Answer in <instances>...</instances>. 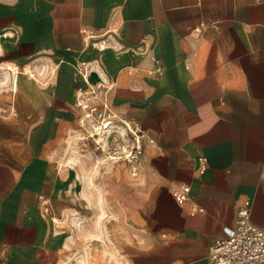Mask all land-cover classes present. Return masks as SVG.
<instances>
[{"label":"crops","instance_id":"obj_1","mask_svg":"<svg viewBox=\"0 0 264 264\" xmlns=\"http://www.w3.org/2000/svg\"><path fill=\"white\" fill-rule=\"evenodd\" d=\"M82 30L102 36L84 44ZM0 62L45 75L42 86L9 79L0 264H53L47 216L65 206L61 156L80 126L78 86L109 87L116 132L123 121L141 135L140 156L123 163L135 171L131 264H209L243 209L264 229V0H0ZM126 136L114 140L127 149Z\"/></svg>","mask_w":264,"mask_h":264},{"label":"rangeland","instance_id":"obj_2","mask_svg":"<svg viewBox=\"0 0 264 264\" xmlns=\"http://www.w3.org/2000/svg\"><path fill=\"white\" fill-rule=\"evenodd\" d=\"M7 65L0 67V120L3 121L15 117V112L10 111L13 105L9 79L17 75L7 70ZM35 67L26 65L16 70H22L26 75L21 76L42 86L45 84L44 72L41 74L39 67ZM31 73L34 75L29 78ZM91 132L90 126L80 125L64 144L61 157L67 175L65 206L61 212L47 216L53 229V264H131L125 252L129 244H134L131 240L136 234L135 171L130 172L123 163L124 155L129 154L132 147L126 149L116 143L117 132L108 139L104 134L102 142L96 137L79 138L87 137ZM126 138L133 141L130 134ZM96 142H100L99 145Z\"/></svg>","mask_w":264,"mask_h":264},{"label":"built area","instance_id":"obj_3","mask_svg":"<svg viewBox=\"0 0 264 264\" xmlns=\"http://www.w3.org/2000/svg\"><path fill=\"white\" fill-rule=\"evenodd\" d=\"M81 35L84 44L102 36H95L90 32H86V30H82ZM103 45L104 43L101 41L99 47L102 48ZM153 62L155 65H159V60L153 58ZM16 68L18 69V67ZM19 72L21 73L19 75H26L22 70ZM76 72L87 83L89 64L86 62L78 63ZM31 75L34 74H29V78H32ZM102 87L101 84L87 85L86 88L78 86L74 99V107L81 113L80 125L84 126L86 124L90 126L92 132L89 137H96V140L101 142L104 134L107 135L106 138L108 139L110 135L117 131V126L113 123L114 116L109 110L108 92L110 88L103 89ZM97 93L100 94V98L93 100ZM120 126L127 134H130L134 144L130 153L124 155V159L135 162L141 153L140 132L123 121ZM107 130L110 131L107 132ZM99 143L96 142L97 145ZM187 192L188 188L182 187L181 193L177 194V198L180 201H184L187 197ZM38 203L41 212L49 214L48 200L41 196ZM51 220L54 221V217ZM223 234L224 237L215 239L209 247L207 256L209 264H264V229L251 223L246 209L238 211L234 225L223 228Z\"/></svg>","mask_w":264,"mask_h":264},{"label":"bare ground","instance_id":"obj_4","mask_svg":"<svg viewBox=\"0 0 264 264\" xmlns=\"http://www.w3.org/2000/svg\"><path fill=\"white\" fill-rule=\"evenodd\" d=\"M14 66V65H13ZM13 66L11 65V64H8L7 65V70H9L10 72H12V73H14V74H16V75H18V73H20L18 70H16L17 68L16 67H14L13 68ZM21 74V73H20ZM100 98V94L99 93H97L96 94V96H94V98H93V100H97V99H99ZM108 131H110V130H107V132ZM120 135L119 136H121V132L124 134V136H125V130L123 129V128H120ZM102 135V134H101ZM89 136H87V137H85V136H83V137H79L81 140H86L87 138H88ZM122 150L124 151V152H126V150L125 149H123L122 148ZM125 155H127V154H125Z\"/></svg>","mask_w":264,"mask_h":264}]
</instances>
